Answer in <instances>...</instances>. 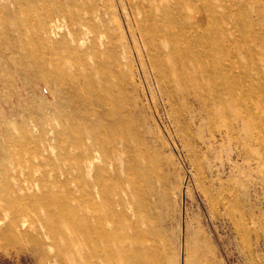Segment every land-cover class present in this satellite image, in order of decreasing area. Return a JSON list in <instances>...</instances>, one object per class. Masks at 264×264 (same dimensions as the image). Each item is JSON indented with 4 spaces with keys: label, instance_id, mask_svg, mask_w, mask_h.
<instances>
[{
    "label": "rangeland",
    "instance_id": "1",
    "mask_svg": "<svg viewBox=\"0 0 264 264\" xmlns=\"http://www.w3.org/2000/svg\"><path fill=\"white\" fill-rule=\"evenodd\" d=\"M206 1L218 12V84L216 97H206L201 107L170 101L160 91L132 0H0V172L3 165L38 162L39 129L50 116L60 136L52 137L53 149L39 160L41 189L30 195L81 203L79 215L87 216L89 178L83 177L78 193L67 141L86 121L123 130L124 171L107 179L134 194L138 214L113 217V233L137 225L139 236L154 235L166 253L178 252L179 264H264V0ZM60 11L88 22L83 51L97 54L101 70L117 76L114 107L121 125L100 102L110 95L95 91L107 82L90 70L84 78L94 62L84 68L71 50L74 43L56 45L61 56L54 60L68 75L78 74L71 89L56 79L58 67L43 69L40 28ZM34 202L28 205L47 211ZM90 229L85 222L84 230ZM14 237L20 240L0 243V264H148L140 258L91 261L87 243L77 245L70 259L56 261V250L44 239L39 245L36 233Z\"/></svg>",
    "mask_w": 264,
    "mask_h": 264
},
{
    "label": "bare ground",
    "instance_id": "2",
    "mask_svg": "<svg viewBox=\"0 0 264 264\" xmlns=\"http://www.w3.org/2000/svg\"><path fill=\"white\" fill-rule=\"evenodd\" d=\"M132 7L138 16V30L162 94L170 101L181 100L201 107L205 105L206 97L214 99L218 84L219 43L216 36L218 12L213 2L132 0ZM63 27L67 29L64 34ZM84 29L86 32H83ZM89 29L88 22L72 12L60 11L48 18L42 24L39 34L45 47L42 67L44 70L45 65L58 67L59 75L56 79L71 89L79 80L78 74L68 75L54 60L60 58L56 45L74 43L75 48L71 50H77L79 63L84 68L89 67V61L94 62V67L87 69L84 78L90 76V70L107 82L103 87H100V82L99 89L95 91L98 95H110L107 100L99 97L100 102L107 107V113L115 118L114 121L121 125L122 118L117 115L118 110L114 107L116 98L113 78L117 79V76L112 70H101V58L98 62L97 54L83 51L84 45L89 42ZM190 41H194L196 46H186ZM69 63L71 67L76 66L74 62ZM118 76L120 79L124 77L123 73ZM46 83L49 94L58 100L60 94L50 81ZM51 120L46 115L45 124L39 129L43 149H38L34 155V161L38 162L34 164L28 160L25 165H3L0 172V243H17L20 239L14 236L18 235L22 239L31 236L33 232L41 237L37 239L39 245H43L44 239L47 242L44 244L50 250H56V261L70 259L77 245L87 243L90 249L88 258L91 261L110 259L115 263L119 259L130 263L140 258L148 264H179L178 252L166 253L165 242L154 235L139 236L137 225H130L114 233L111 231L115 225L113 217L127 213H131V216L138 214L133 201L134 194L128 193L118 184L110 186L107 179L109 173L124 171L126 140L123 130L111 127L106 131L86 121L67 141L70 145L65 149L69 152L70 161L74 162L75 171L71 182L78 193L81 192L83 177L89 178L86 181L89 187L87 216L79 215L84 210L81 203L73 206L69 201H45L38 199L37 195H30L35 189H41L39 160L45 157L49 149H53L52 137L60 136V132L49 123ZM53 120L57 121L55 118ZM32 198L35 206L45 205L47 211L43 213L35 210L32 208L34 204L29 206L28 200ZM10 215V223L5 225ZM85 222L91 226L88 231L84 230ZM12 238H15V242ZM182 257L185 261V253Z\"/></svg>",
    "mask_w": 264,
    "mask_h": 264
}]
</instances>
